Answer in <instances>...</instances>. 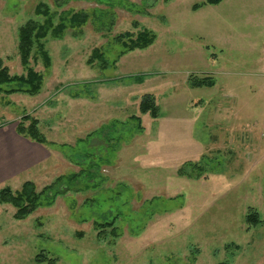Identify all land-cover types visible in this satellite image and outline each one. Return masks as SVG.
I'll list each match as a JSON object with an SVG mask.
<instances>
[{
  "label": "rangeland",
  "instance_id": "1",
  "mask_svg": "<svg viewBox=\"0 0 264 264\" xmlns=\"http://www.w3.org/2000/svg\"><path fill=\"white\" fill-rule=\"evenodd\" d=\"M204 1L0 0L2 65L43 76L1 93L0 126L39 120L52 153L0 183L41 193L22 219L0 203V264H264V0ZM46 10L66 28L25 65L20 29ZM145 31L154 42L131 48Z\"/></svg>",
  "mask_w": 264,
  "mask_h": 264
},
{
  "label": "trees",
  "instance_id": "2",
  "mask_svg": "<svg viewBox=\"0 0 264 264\" xmlns=\"http://www.w3.org/2000/svg\"><path fill=\"white\" fill-rule=\"evenodd\" d=\"M223 0H206L202 3H197L193 5L194 10H198L199 8L205 5H217L221 3ZM48 7V6H46ZM40 13V9H38ZM48 18L44 22H39L36 20L28 21L24 26L20 29V45L19 50L22 56V61L25 65L28 64L29 58L31 55V51L35 44H38L40 48L44 46L42 39L45 38L50 31L56 36V33L64 31L66 25L61 22L60 24L54 25L53 23V16L49 14L48 10L45 11ZM87 21V15L84 13H75L69 22L72 26L79 25L81 23H85ZM129 37V36H128ZM131 39V48L135 47H147L154 42L155 36L149 34V32L145 31L142 32L138 36V39ZM43 82V76L40 73H37L33 69H29L27 76L21 75H14L11 76L9 72V68L2 65L0 61V95L2 92H15L20 90L29 91L31 93H36L41 88ZM195 82V83H193ZM193 86H204L214 84V80H197L193 81ZM18 84L20 88H12L11 90H5L3 85L9 84ZM24 86L29 88H23ZM154 95L151 93L143 95V99L141 101V112H148L151 111L152 115L156 118L160 115V107L159 105L155 104V99H153ZM30 117L26 116L24 120H28ZM17 131L20 135L32 139L39 143H45L46 138L40 132L39 128V120L35 118H31V123L26 125L25 122H20L18 124ZM192 168H197L196 170L199 171V166L194 165ZM180 174L190 176V172L186 170L185 167L180 169ZM199 174V173H197ZM198 176V175H197ZM77 177V176H74ZM41 193L36 192V186L32 181H27L24 183L22 189L16 193H13L10 187L0 188V203H11L17 208V212L15 217L18 219H22L27 217L30 213H32L37 207L40 205ZM248 222L250 224L258 225L261 222V217L259 212H250L247 216Z\"/></svg>",
  "mask_w": 264,
  "mask_h": 264
},
{
  "label": "crops",
  "instance_id": "3",
  "mask_svg": "<svg viewBox=\"0 0 264 264\" xmlns=\"http://www.w3.org/2000/svg\"><path fill=\"white\" fill-rule=\"evenodd\" d=\"M51 156L48 146L23 137L16 128L0 126V183L23 184L22 178L39 175L40 164Z\"/></svg>",
  "mask_w": 264,
  "mask_h": 264
}]
</instances>
